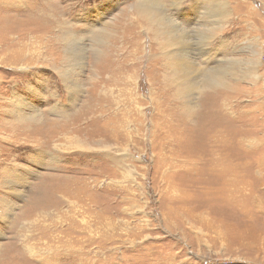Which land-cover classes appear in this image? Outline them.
Here are the masks:
<instances>
[{
    "label": "rangeland",
    "instance_id": "1",
    "mask_svg": "<svg viewBox=\"0 0 264 264\" xmlns=\"http://www.w3.org/2000/svg\"><path fill=\"white\" fill-rule=\"evenodd\" d=\"M135 3L0 0V264H264V0H162L178 69ZM60 21L74 92L2 50Z\"/></svg>",
    "mask_w": 264,
    "mask_h": 264
},
{
    "label": "bare ground",
    "instance_id": "2",
    "mask_svg": "<svg viewBox=\"0 0 264 264\" xmlns=\"http://www.w3.org/2000/svg\"><path fill=\"white\" fill-rule=\"evenodd\" d=\"M171 1H174L175 7L179 6L181 3V0ZM135 8L137 14L142 15V18H133L132 13H128L127 11H125V15L122 14V18H124L125 16L124 21L127 18L129 19L128 21H125L128 22L125 24L126 28H129L130 26L127 24L132 23L134 26L137 27L138 30L145 29V32L150 29L154 32L156 30L158 32L162 31L163 34L164 32H168V34L166 35L167 38L165 37L164 40H161L159 42L160 48H163L164 51L168 50V48L171 49L170 52L167 54V58L175 65L176 69L180 67H186V65H188L189 63V60H187L185 58V55H183V48L184 45H186L185 42H187L188 35H186L185 32H181L183 28L180 27L181 25L177 22L176 19L163 17L162 0H136ZM69 26L70 24H68L67 22H58L57 29H60L62 33L57 40H54L52 42H49V38L47 39L44 35H36L33 36L31 38V41L28 42L26 45H22L21 42L17 41L16 47L10 48L8 50L2 48V50L3 52L5 51L4 53L6 55V58H10L11 63L16 68H19V66H34L55 69L61 76L64 85H67L66 87L71 88V90H73L72 92H74L77 90V87L73 86L75 73L74 66L72 63L73 61L76 62L79 57L81 59L83 58V53L85 49H83V46L78 40L77 36L74 35L72 31H70L71 26ZM172 28H175V30L173 31ZM166 29H172V32ZM209 32L212 35L213 31L210 30ZM120 39L121 38L119 37L118 40ZM57 41L63 46L61 47V49L58 44H55L57 43ZM121 44L123 45V40L121 41ZM57 46L59 48H57ZM53 47L56 49H53ZM54 56H56L57 58H54ZM58 65L62 66L58 68ZM225 68L222 69L223 72L217 70L216 74L211 73V75H209V81H207V83H209L210 86H213L217 83H222L224 76L228 73ZM190 89L192 88H188L187 90ZM182 92L184 93L186 91L182 89ZM21 108H25V104H21L19 100L15 101L14 110ZM33 123L36 127H40L42 124L41 121L38 120H35ZM7 127L9 128V131L8 136L5 138V140L6 142H12L11 140L13 139V137L19 135L18 132H23L24 134L26 133V131L30 130L33 125H22L21 123L20 125H10Z\"/></svg>",
    "mask_w": 264,
    "mask_h": 264
}]
</instances>
